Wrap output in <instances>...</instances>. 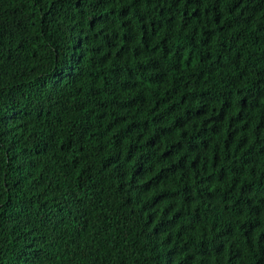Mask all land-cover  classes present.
<instances>
[{
  "label": "trees",
  "instance_id": "obj_1",
  "mask_svg": "<svg viewBox=\"0 0 264 264\" xmlns=\"http://www.w3.org/2000/svg\"><path fill=\"white\" fill-rule=\"evenodd\" d=\"M0 264H264V0H0Z\"/></svg>",
  "mask_w": 264,
  "mask_h": 264
}]
</instances>
